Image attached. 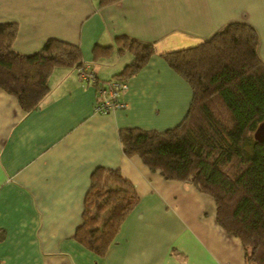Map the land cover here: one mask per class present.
<instances>
[{
  "label": "crops",
  "instance_id": "1",
  "mask_svg": "<svg viewBox=\"0 0 264 264\" xmlns=\"http://www.w3.org/2000/svg\"><path fill=\"white\" fill-rule=\"evenodd\" d=\"M0 22L17 23L12 46L21 53L49 38L78 45L82 63L102 81L131 59L104 69L114 52L127 53L117 51L116 38L152 42L155 50L126 80L125 106L106 113L94 112V87L76 67H54L48 92L28 112L0 90V264H246L240 240L216 222L213 198L125 156L118 131H162L184 117L191 90L163 51L243 22L256 31L264 59V0H0ZM109 45L93 59L95 46ZM98 167L119 169L139 197L102 256L73 239Z\"/></svg>",
  "mask_w": 264,
  "mask_h": 264
},
{
  "label": "trees",
  "instance_id": "2",
  "mask_svg": "<svg viewBox=\"0 0 264 264\" xmlns=\"http://www.w3.org/2000/svg\"><path fill=\"white\" fill-rule=\"evenodd\" d=\"M17 29L15 22H0V90L28 112L48 92L54 67L83 63L78 45L56 38L32 53L16 51L12 43ZM115 45L131 59L108 80L125 83L155 52L152 42L126 36L116 38ZM257 47L252 26L230 22L194 45L161 52L190 87L184 117L162 131L139 127L118 131L125 156H137L165 180L189 183L213 198L216 222L240 240L246 264H264V139L255 137L264 124V59ZM110 48L95 46L93 59L107 55ZM138 199L134 185L119 169L96 168L73 239L104 255Z\"/></svg>",
  "mask_w": 264,
  "mask_h": 264
},
{
  "label": "built area",
  "instance_id": "3",
  "mask_svg": "<svg viewBox=\"0 0 264 264\" xmlns=\"http://www.w3.org/2000/svg\"><path fill=\"white\" fill-rule=\"evenodd\" d=\"M76 73L83 82L98 83L95 89V112L105 113L114 109L123 108L124 102L120 94L126 89L127 84L117 79L99 81L95 73L85 64L76 67Z\"/></svg>",
  "mask_w": 264,
  "mask_h": 264
},
{
  "label": "rangeland",
  "instance_id": "4",
  "mask_svg": "<svg viewBox=\"0 0 264 264\" xmlns=\"http://www.w3.org/2000/svg\"><path fill=\"white\" fill-rule=\"evenodd\" d=\"M128 57H130L131 58V54L130 53H126L125 54V56L124 57H120V56H117V54H115V52H114V54H112V55H110L108 58H106V59H104L102 62L104 63V65H105V70H108L106 67H108L107 66V64L109 65V67H114L116 64H117V62H118V60H119V62H120V60H126ZM125 58V59H124ZM98 65V64H97ZM110 69V68H109Z\"/></svg>",
  "mask_w": 264,
  "mask_h": 264
},
{
  "label": "water",
  "instance_id": "5",
  "mask_svg": "<svg viewBox=\"0 0 264 264\" xmlns=\"http://www.w3.org/2000/svg\"><path fill=\"white\" fill-rule=\"evenodd\" d=\"M255 137L258 139H264V124H261L255 131Z\"/></svg>",
  "mask_w": 264,
  "mask_h": 264
}]
</instances>
